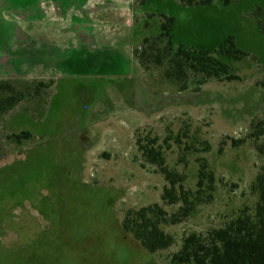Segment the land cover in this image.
I'll return each instance as SVG.
<instances>
[{
  "label": "rangeland",
  "instance_id": "374dc122",
  "mask_svg": "<svg viewBox=\"0 0 264 264\" xmlns=\"http://www.w3.org/2000/svg\"><path fill=\"white\" fill-rule=\"evenodd\" d=\"M67 1L60 13L49 0H0V81L23 96L0 112V264H170L184 232L219 224L227 209L250 201L263 159L249 141L235 149L228 137L264 119V0ZM160 14L175 17L173 40L188 47L214 49L231 37L245 53L223 59L236 78L187 71L181 87L154 62L143 66L134 48L148 50L141 35L152 28L141 25ZM76 27L90 30L81 49ZM108 47L120 57L102 63ZM184 122L208 139L224 184L164 226L174 244L149 253L120 228L127 208L160 202L164 182L135 139L148 132L161 141ZM23 130L28 140L11 138ZM165 154L177 170L193 169L194 155L177 163L174 150Z\"/></svg>",
  "mask_w": 264,
  "mask_h": 264
},
{
  "label": "trees",
  "instance_id": "16d2710c",
  "mask_svg": "<svg viewBox=\"0 0 264 264\" xmlns=\"http://www.w3.org/2000/svg\"><path fill=\"white\" fill-rule=\"evenodd\" d=\"M174 20L173 15L160 14L154 24L143 21L142 29L146 24L152 28V32L146 35L142 32L141 35V40L148 45V50L142 45L134 48V53L143 66L146 62H154L156 67L162 68V75L166 79L182 83L181 87L184 85L187 71L205 78H236L228 73L225 60L238 59L245 53L235 46L231 37H226L214 49L188 47L174 42L171 33ZM259 28L264 33L262 24ZM80 29L85 34L82 28L76 27L75 32ZM0 89L8 93L0 97V112L11 109L23 97L21 91H16L8 83H0ZM34 91L36 93L38 90ZM10 136L16 142H21L22 139L28 140L31 134L23 130ZM228 138L235 149L249 141L263 159L248 185L250 201L247 203L245 200L236 207L227 209L219 224L209 225L203 230L191 229L184 232L178 247L169 256L170 264H264V119L251 120L245 136ZM135 142L142 158L157 168L164 182L159 193L160 202L127 208L121 218L120 228L145 251L154 253L170 247L175 242L174 236L166 231L164 226L183 221L198 205L212 201L224 182L221 176H218L208 139L202 138L196 127L192 129L186 122L178 130L167 133L161 141L159 137L146 132L137 135ZM225 143L222 139L216 150L220 157L224 155ZM165 150H174L177 163H189L190 156L194 155L193 169L177 170L167 162ZM237 164L235 162V165ZM190 176L191 184L188 180ZM165 204L176 207L170 211L164 207Z\"/></svg>",
  "mask_w": 264,
  "mask_h": 264
},
{
  "label": "flooded vegetation",
  "instance_id": "af4514ba",
  "mask_svg": "<svg viewBox=\"0 0 264 264\" xmlns=\"http://www.w3.org/2000/svg\"><path fill=\"white\" fill-rule=\"evenodd\" d=\"M74 24V23H73ZM89 32H90V30H88V32H85V34H83L82 32L80 33V34H76V32H75V36L77 37L76 38V40H77V47L76 48H78V47H80V49H81V46H85V41H84V37L86 38V37H88V34H89ZM90 44V43H89ZM89 44H86V46H88L89 47ZM109 48V47H108ZM110 49V51H108V53H111V54H109V55H107L106 53L105 54H103V60H102V63H105L106 61L107 62H112V59H110V57L112 56V54L114 55V57L116 58V59H119V57H120V55L118 54V53H121L120 51H114V50H112L111 48H109ZM87 51H92L91 50V47L90 48H88L87 49ZM99 51V50H98ZM84 59V58H83ZM128 59V58H127ZM119 61V60H118ZM131 65H132V62H131ZM3 80V79H2ZM0 83H7V82H5V80H3V81H0ZM9 84V83H8ZM4 90H1L0 89V94H2V92H3ZM1 97V96H0ZM13 108V107H12ZM11 108V109H12ZM10 109H8L7 111H9Z\"/></svg>",
  "mask_w": 264,
  "mask_h": 264
},
{
  "label": "crops",
  "instance_id": "0c3cea01",
  "mask_svg": "<svg viewBox=\"0 0 264 264\" xmlns=\"http://www.w3.org/2000/svg\"><path fill=\"white\" fill-rule=\"evenodd\" d=\"M1 1L4 2V0H1ZM49 3H51V5L54 6V7L56 6L58 9L60 8V9H59V12H60V13H65V12L69 9V1H67V0H66V1H65V0H55V1H53V0L50 1V0H49ZM65 3H67L66 7L64 6ZM1 10H2V9L0 8V12H1ZM57 13H58V12H57ZM15 18H18V17L15 16ZM19 18H20V17H19ZM38 19H40V17H38L37 20H38ZM36 30L38 31V29H36ZM16 31H17V29H14V34H17ZM16 38H17V37H16ZM14 48H15V47H14ZM7 57H8V56H7ZM7 57H5V59H7ZM14 65H15V64H14Z\"/></svg>",
  "mask_w": 264,
  "mask_h": 264
}]
</instances>
